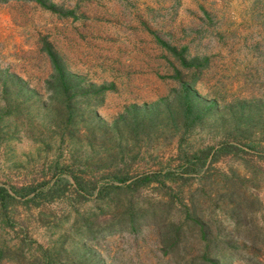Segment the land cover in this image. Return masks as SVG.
I'll list each match as a JSON object with an SVG mask.
<instances>
[{"label": "rangeland", "instance_id": "obj_1", "mask_svg": "<svg viewBox=\"0 0 264 264\" xmlns=\"http://www.w3.org/2000/svg\"><path fill=\"white\" fill-rule=\"evenodd\" d=\"M45 2H0V85L11 73L36 91L0 90V264H189L205 251L264 264V0ZM50 50L109 85L101 102L76 99L75 147L45 113L58 107ZM182 82L197 108L213 105L176 129L164 111L181 117ZM134 105L159 112L158 128L136 127Z\"/></svg>", "mask_w": 264, "mask_h": 264}, {"label": "trees", "instance_id": "obj_2", "mask_svg": "<svg viewBox=\"0 0 264 264\" xmlns=\"http://www.w3.org/2000/svg\"><path fill=\"white\" fill-rule=\"evenodd\" d=\"M2 1L4 2L6 0H0V2ZM36 1L42 4L43 6L49 8H54L56 6L54 3L47 4L45 0ZM49 55L53 63L54 74L47 81V86L48 89L51 91L50 101L52 103L55 102L56 104H58V107L55 108L54 115H52L50 110H45V113L47 112L48 114V120H52V123H54V132L61 136V140H65L66 138L64 136L69 134V138H71L70 140L71 142H73V146L75 147L76 143H78V137L76 135L77 129L75 126V118L77 114V109L75 105L78 103L76 99H88V102L92 99H97L99 102H101L106 91L109 88V85H97L96 83L91 82L86 83L80 75L72 73L67 69L66 65L62 62V60L57 55V53H55V51L50 50ZM181 60L184 66H190L193 64V62H191V60H188L187 57H182ZM10 82L13 84V90L15 91L16 96L19 97L25 89H28V91L31 93V97L36 95V91L29 86L26 80H24L18 75H14L11 73H7V75L3 76V81L2 85H0V90L2 89L3 91L8 92V84ZM182 92L183 96L180 97L182 99V106H179L181 111V114H179V116L181 117H178V112L175 111L176 105L170 102L166 104L167 108L164 111L168 114V121L173 122V125L176 127V129H181V126L179 125L181 121L183 122V126L188 128L189 123L192 125L197 120V118L203 116L204 113L209 110L211 105H213V103L211 102L210 105H207L204 109L197 108L196 105L199 102L203 101L204 97L200 95L198 91L190 90L187 83L185 82H182ZM36 101L37 100H35V102ZM21 104L22 103L17 102V104H14L13 108L11 109V111L17 116L19 114V107ZM150 109L151 107L148 106L141 108L139 106L134 105L127 109L126 114H133V121L135 122L134 125L136 127L140 128L139 126L144 125V123L146 122L145 119H149L151 120V128L155 129L158 128L160 122L157 121V119L152 118H158L159 112H154V110L153 112H150ZM145 113H151V119ZM2 116L3 113L0 112V117ZM95 117L97 119V122L105 124L97 113L95 114ZM125 117V115H122L121 119H124ZM124 120H126V118ZM49 121L47 122L48 124L45 123V127L49 128L48 130L53 128L49 127ZM114 127H116V125H114ZM52 131L53 130H51V132ZM45 133H47V130H45ZM113 176L116 180L120 182H125L129 178L128 176L120 175V173H118L117 171L113 172ZM148 177L149 176L144 175L139 177L138 179L146 180ZM190 216H192V214ZM195 217L196 216H193L194 222H198L201 227L200 230L203 236L202 239L206 240V236L208 234L206 224L202 221V218ZM172 227V225L169 226V233L167 232V234H165V239L163 240V242L165 246H169L174 251L181 244V240L179 239V237H175V235H172ZM197 259H200V264H221L220 260L218 258L213 257L208 251H205L204 255H202L201 258H192L189 261V264H194Z\"/></svg>", "mask_w": 264, "mask_h": 264}]
</instances>
